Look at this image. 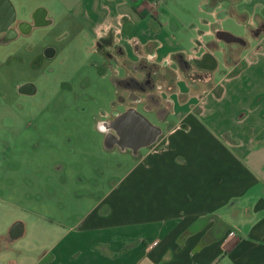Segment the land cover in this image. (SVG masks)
Masks as SVG:
<instances>
[{"label": "crops", "instance_id": "obj_1", "mask_svg": "<svg viewBox=\"0 0 264 264\" xmlns=\"http://www.w3.org/2000/svg\"><path fill=\"white\" fill-rule=\"evenodd\" d=\"M230 23L247 28L245 37L224 28ZM84 39L117 66L118 101L96 122L98 145L131 167L85 215L52 223L46 250L20 244V215L2 216L0 264H264V0H0V154L10 165L0 190L20 203H29V187H45L48 169L24 137L42 131L34 120L12 122L8 95L37 93L21 73L25 61L39 71L69 53L61 43ZM140 64L157 70L159 107L127 85L143 81ZM129 107L136 130L112 122ZM32 217L44 236V215Z\"/></svg>", "mask_w": 264, "mask_h": 264}, {"label": "rangeland", "instance_id": "obj_2", "mask_svg": "<svg viewBox=\"0 0 264 264\" xmlns=\"http://www.w3.org/2000/svg\"><path fill=\"white\" fill-rule=\"evenodd\" d=\"M224 28L241 37H245L247 30L238 28L234 23ZM87 40L61 43L60 47L69 49V53L65 57L60 54L56 59L45 60L39 71L32 72L28 61H25L27 64L20 68L21 73L26 74L27 79L36 81L37 93L31 97H20L13 90L8 95L12 104L9 113L12 122L18 118L24 124L30 120L37 122L34 126L42 131L43 137L37 135L41 133L35 136L29 133L24 137L36 140L33 144L37 147V156L43 155L44 166L48 167L44 168L48 170L43 175H31L37 179H41L42 175L45 187L42 190L29 187L26 191L30 200L28 204L20 203L0 190V227L3 228L5 222L3 217L20 215L27 225L20 244L29 249L37 246L46 250L51 247L55 236L46 235L47 230L53 228L51 224L66 225V215H85L106 191L105 186L119 179L131 167L130 157L118 153L110 155L98 145L96 122L104 113L112 112V108L115 109L112 102L118 101L112 82L117 66L114 60H105L100 51L96 53L98 43ZM181 47L176 43L168 45L171 49ZM12 67L14 69L16 65ZM134 124L136 130L137 124ZM53 153L60 157H55ZM16 157L20 163L27 156ZM8 160V156L0 154V180L5 182L7 179L1 173L10 170ZM37 160L41 162L39 158ZM121 162L124 164L123 171L118 168ZM57 183L70 185V190L57 189ZM35 201H42V206H37ZM32 215H44L41 231L44 236L32 230Z\"/></svg>", "mask_w": 264, "mask_h": 264}, {"label": "flooded vegetation", "instance_id": "obj_3", "mask_svg": "<svg viewBox=\"0 0 264 264\" xmlns=\"http://www.w3.org/2000/svg\"><path fill=\"white\" fill-rule=\"evenodd\" d=\"M208 63L207 60L203 62V65H206ZM140 67L144 70L145 74L143 76L142 82H135V80H129L127 82V85L130 88H139L143 92L144 97H148L152 103H154L155 106L159 107L160 100L159 97L154 93L157 88V70H155L152 66H147L146 64H140ZM25 92H31L30 87H26L23 89ZM122 98V97H121ZM122 100V99H121ZM166 112V111H164ZM127 120L128 122H135V117L133 116V109L132 107H129L124 111V114L114 119L113 124L119 123L120 120ZM120 142L124 141L125 143H130L133 145L136 143L137 140H135L133 137L128 135H121L120 136ZM43 144V143H41ZM135 145V144H134Z\"/></svg>", "mask_w": 264, "mask_h": 264}, {"label": "water", "instance_id": "obj_4", "mask_svg": "<svg viewBox=\"0 0 264 264\" xmlns=\"http://www.w3.org/2000/svg\"><path fill=\"white\" fill-rule=\"evenodd\" d=\"M228 40H230V42H240V39L234 38V37H230Z\"/></svg>", "mask_w": 264, "mask_h": 264}, {"label": "clouds", "instance_id": "obj_5", "mask_svg": "<svg viewBox=\"0 0 264 264\" xmlns=\"http://www.w3.org/2000/svg\"><path fill=\"white\" fill-rule=\"evenodd\" d=\"M250 23H251V21H250ZM98 128H99L101 131H103V122H101V123L98 125Z\"/></svg>", "mask_w": 264, "mask_h": 264}, {"label": "built area", "instance_id": "obj_6", "mask_svg": "<svg viewBox=\"0 0 264 264\" xmlns=\"http://www.w3.org/2000/svg\"><path fill=\"white\" fill-rule=\"evenodd\" d=\"M162 1H168V0H162ZM229 236H230V238H231V237H234V234L231 233Z\"/></svg>", "mask_w": 264, "mask_h": 264}]
</instances>
